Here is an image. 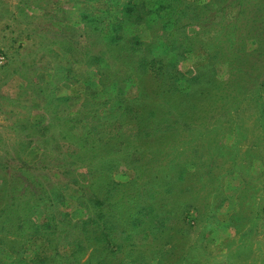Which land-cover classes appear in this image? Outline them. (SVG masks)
Returning a JSON list of instances; mask_svg holds the SVG:
<instances>
[{"label":"rangeland","instance_id":"1","mask_svg":"<svg viewBox=\"0 0 264 264\" xmlns=\"http://www.w3.org/2000/svg\"><path fill=\"white\" fill-rule=\"evenodd\" d=\"M201 1L0 0V188L18 187L19 182L25 185L34 220L43 221L47 211L46 194L35 187V176H40L48 189L61 187L65 199L76 198L73 184L54 161L58 152L49 147L51 136L67 137L71 124L65 120L72 113L69 120L85 118L68 131V142H79L80 126L87 119L95 123L97 117L102 121L109 114L85 107L86 100L100 93L97 69L103 66V58L98 55L97 41L102 34H109L103 33L105 25L123 18L128 6L144 3L149 14L145 22L133 27L132 36L150 41L155 33H161L159 28L169 31L175 23L193 18ZM239 1L215 0V25L201 26L202 45L186 54L177 67L182 71L201 68L209 62L208 49L216 50L212 72L220 84L195 86L197 107L190 116L203 134L167 149L159 158L161 166L177 170L176 176L167 178L171 185L178 175L183 181L160 197L167 202L166 209L159 206L165 212L163 224L159 219L143 218L134 232L131 242L143 244L140 249L152 258L146 264H159L160 260L166 264H264V9H257L264 0H242L245 12L241 15ZM228 3L234 5L226 14L218 11ZM167 20L175 23L167 24ZM222 23L230 24L232 47L227 48ZM214 38L217 40L208 47L206 43ZM70 45L78 52L94 50L96 56L90 64H79L67 50ZM179 85L187 86L184 81ZM220 97L232 101L224 107L217 100ZM100 122L98 130L103 127ZM45 125L52 129L44 131ZM34 166L47 169L33 170ZM112 178L127 185L137 178L136 186L123 191V206L132 200L142 203L147 197L138 189L145 178L139 179L122 162L119 167L114 164ZM79 200L63 214L53 209L56 216L84 220L93 204L89 198ZM145 231L155 240H141ZM175 244H180L177 251L171 249ZM155 249L160 253L153 258ZM68 250L60 249L65 254ZM37 253L36 247L28 244L22 257L30 261ZM3 257L0 254V260Z\"/></svg>","mask_w":264,"mask_h":264},{"label":"trees","instance_id":"2","mask_svg":"<svg viewBox=\"0 0 264 264\" xmlns=\"http://www.w3.org/2000/svg\"><path fill=\"white\" fill-rule=\"evenodd\" d=\"M201 4L199 12L185 23L167 20V24L175 23L172 29L164 31L159 28L161 33H155L150 41L132 36L133 27L145 22L149 14L144 3L128 6L125 10L128 13L123 18L105 25L103 33L109 34H102L97 41L100 45L98 55L103 58V66L97 69L100 93L86 100L85 107L90 105L92 112L109 114L102 121L96 116L95 123L87 119L80 126V141L68 142V131L73 130L75 122L85 120H69L73 115L69 113L65 120L71 124L65 132L67 137L53 135L49 145L52 151L58 152L54 161L73 184V197L76 198L65 199L61 187L55 185L48 189L47 183L42 182L40 176H35L37 178L33 183L46 194L47 200L44 220L38 222L34 220L33 208L29 207L30 202L26 199L25 185L19 182L18 187L6 185L0 188V254L5 256L0 264H146L152 259L140 249L143 244L131 242L134 232L143 223V218L159 219L163 224L165 212L159 206L164 209L167 202L160 197L169 194L170 188L177 189L178 183L183 181L178 175L174 181L177 185H171L167 178L176 176L177 170L161 166L163 163L160 164L159 158L167 149L176 148L182 142L203 134L194 127V116H190V112L197 107V100L193 98L195 86L206 84L219 87L220 84L212 72L217 59L213 55L216 50L208 49L209 62L201 68L185 71L177 68L186 54L202 45L201 26L215 25L213 12L217 3L215 0H202L198 5ZM237 4L241 15L245 12V4L242 0ZM233 5L228 3L218 11L226 14ZM257 9L262 12L264 5L260 4ZM129 10L134 14L129 15ZM226 16H222L223 22H226ZM236 22L232 24L233 29ZM160 26L164 27V24ZM229 26L225 24L221 27L226 31L227 48L234 44ZM216 40L214 38L206 45L211 47ZM67 50L79 64H90L96 56L91 49L78 52L70 45ZM170 55L174 58L171 59ZM180 81L187 86L181 88ZM72 92L77 90L72 89ZM226 99L220 97L217 100L225 107L232 101ZM99 122L104 128L98 130L96 126ZM50 129L51 125L43 126L44 131ZM86 144L91 145L90 148L85 147ZM52 151L46 150L49 154ZM121 162L128 170L138 174L139 179L145 178L138 187L147 195L142 203L132 200L131 204L127 202L123 206V191L129 186H136L137 178L130 185L115 182L112 178L114 164L119 167ZM53 167L56 168L55 165ZM36 168L47 169V166L32 167L33 170ZM82 197L89 198L93 204L84 220L74 222L66 214L61 219L56 216L53 209L63 214ZM135 209L137 211L133 212ZM166 229L162 228V231ZM150 237L153 239L151 233L145 231L141 240H150ZM28 244L35 246L38 252L30 261L22 257ZM64 247L69 249L67 254L60 251ZM179 248L180 244H175L171 249L177 251ZM159 251L154 250L153 258L159 255ZM159 264L166 263L160 260Z\"/></svg>","mask_w":264,"mask_h":264}]
</instances>
